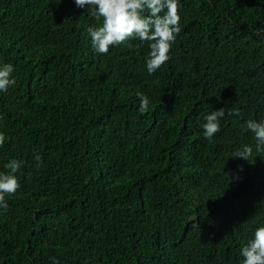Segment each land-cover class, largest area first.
<instances>
[{
    "label": "trees",
    "instance_id": "obj_1",
    "mask_svg": "<svg viewBox=\"0 0 264 264\" xmlns=\"http://www.w3.org/2000/svg\"><path fill=\"white\" fill-rule=\"evenodd\" d=\"M179 5L171 59L149 74L148 42L98 54L100 22L75 0H0V67L16 79L0 91V173L22 165L0 264H243L264 226V153L245 129L264 120V0ZM244 145L250 161L233 157Z\"/></svg>",
    "mask_w": 264,
    "mask_h": 264
},
{
    "label": "clouds",
    "instance_id": "obj_2",
    "mask_svg": "<svg viewBox=\"0 0 264 264\" xmlns=\"http://www.w3.org/2000/svg\"><path fill=\"white\" fill-rule=\"evenodd\" d=\"M78 8H88L90 15L100 22V26H90L87 32L91 37L93 49L98 54H108L110 48L126 45L133 39L148 42L150 52L146 61L147 71L154 74L170 59L172 45L181 32L179 0H75ZM12 64L0 67V91L6 92L16 84L12 76ZM141 101L140 113L149 110V99L137 92ZM228 115H239L238 110H228ZM225 116V108L213 111L205 117L202 125L204 137L212 141L214 135L221 131L220 121ZM246 130L254 134L256 153H264V120L249 119ZM6 136L0 133V147L6 143ZM253 147L244 145L234 154V158L249 160L253 157ZM260 156V155H257ZM256 156V157H257ZM35 160L40 162L41 156L36 154ZM21 162L11 160L5 165L9 171L0 173V207L7 209L6 196L14 195L21 187L16 173ZM243 264H264V226L255 230L254 239L241 249ZM53 264L59 261L53 258Z\"/></svg>",
    "mask_w": 264,
    "mask_h": 264
}]
</instances>
